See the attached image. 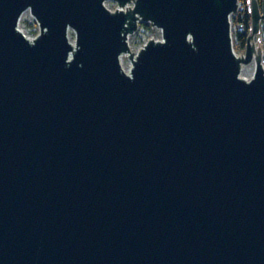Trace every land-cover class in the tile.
Segmentation results:
<instances>
[{"label": "water", "instance_id": "water-1", "mask_svg": "<svg viewBox=\"0 0 264 264\" xmlns=\"http://www.w3.org/2000/svg\"><path fill=\"white\" fill-rule=\"evenodd\" d=\"M115 2L0 0V264H264V0Z\"/></svg>", "mask_w": 264, "mask_h": 264}, {"label": "rangeland", "instance_id": "rangeland-1", "mask_svg": "<svg viewBox=\"0 0 264 264\" xmlns=\"http://www.w3.org/2000/svg\"><path fill=\"white\" fill-rule=\"evenodd\" d=\"M105 4L110 8H114L116 2L115 0H105ZM19 26L26 34L36 33L38 27L37 24L30 19L28 11L27 12L25 11L23 13L19 21ZM68 33H69V38L72 39L74 35L73 31L69 29ZM259 35H260V47L262 49V54H263L264 44H263L262 35L260 33V28H259ZM160 36H161V30L159 27L151 24L149 21L140 20L138 22L137 28L128 35L129 46L132 50H136L147 38L149 37L158 38ZM243 49L244 47L241 50H238L237 52L240 53L243 51ZM121 64L125 69H127L130 65V60L126 53H123L121 55ZM241 67L243 68V70L241 69L240 72L248 77L251 75L253 71L254 62L251 60L242 63Z\"/></svg>", "mask_w": 264, "mask_h": 264}, {"label": "trees", "instance_id": "trees-1", "mask_svg": "<svg viewBox=\"0 0 264 264\" xmlns=\"http://www.w3.org/2000/svg\"><path fill=\"white\" fill-rule=\"evenodd\" d=\"M239 3L240 7L231 14L232 40L236 51L244 47L246 35L250 30L249 0H239ZM260 33L264 44V18L260 20Z\"/></svg>", "mask_w": 264, "mask_h": 264}, {"label": "built area", "instance_id": "built-area-1", "mask_svg": "<svg viewBox=\"0 0 264 264\" xmlns=\"http://www.w3.org/2000/svg\"><path fill=\"white\" fill-rule=\"evenodd\" d=\"M240 7V3H239V0H238V6H237V9ZM27 12L28 10H24L23 12H22V14L20 15V17H19V21H20V19H21V17H22V15H23V13L24 12ZM233 13V12H232ZM231 13V14H232ZM28 14H29V17H30V19L33 21V22H35L36 24H37V21H36V19H35V17L28 11ZM231 14H230V25H231V34H232V23H231ZM37 26H38V24H37ZM240 27V26H239ZM22 29V28H21ZM37 29H38V27H37ZM26 34V33H25ZM35 33H33V34H27L29 37H31V36H33ZM262 62L264 63V53L262 54Z\"/></svg>", "mask_w": 264, "mask_h": 264}, {"label": "bare ground", "instance_id": "bare-ground-1", "mask_svg": "<svg viewBox=\"0 0 264 264\" xmlns=\"http://www.w3.org/2000/svg\"><path fill=\"white\" fill-rule=\"evenodd\" d=\"M241 69L243 70V68L241 67ZM240 74H242L241 72H240ZM243 76H246V75H244V74H242ZM247 77V76H246Z\"/></svg>", "mask_w": 264, "mask_h": 264}]
</instances>
